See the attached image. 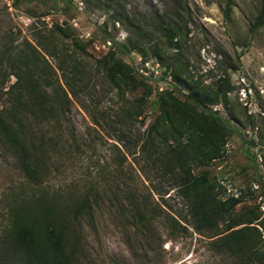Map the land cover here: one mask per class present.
<instances>
[{
  "label": "rangeland",
  "instance_id": "rangeland-1",
  "mask_svg": "<svg viewBox=\"0 0 264 264\" xmlns=\"http://www.w3.org/2000/svg\"><path fill=\"white\" fill-rule=\"evenodd\" d=\"M98 1L0 0V69L21 56L32 57L36 66L26 59L25 63L31 69L41 67V84L61 103L56 118L42 119L33 127L37 135L44 132L37 142L49 151L41 186L30 182L14 155L0 147V230L14 199L46 189L76 201L90 191L94 197L99 194V206L94 224L84 219L78 226L82 264H231L216 256L208 239L191 224L183 222L187 229L172 233L164 217L185 215L186 207L173 179L158 174L151 158L141 156L140 139L157 122L159 95L173 90L175 69L170 62L201 86L217 87L226 79L232 88L228 105L209 108L220 112L235 131L225 140L221 156L196 172L208 173L217 182L223 200H242L237 210L260 212L264 239V26L251 29L264 0H232L229 16L226 0H117L124 16L130 13L140 22L170 19L178 43L155 36L162 58L154 52V44H147L146 61L139 49L130 54L119 51L133 74L146 82L136 93L125 94L102 74L100 60L113 46L106 32L120 42L130 34L127 25L113 21L105 0ZM71 69H77V96L69 92L65 80ZM1 73L4 70L0 83ZM15 81L11 76L5 90ZM188 93L178 96L184 99ZM142 94L147 95L146 122L131 117L120 122L122 107ZM2 95L0 110H5L10 100ZM142 201L160 215L143 233L126 217ZM0 264L10 263L0 255Z\"/></svg>",
  "mask_w": 264,
  "mask_h": 264
},
{
  "label": "trees",
  "instance_id": "trees-1",
  "mask_svg": "<svg viewBox=\"0 0 264 264\" xmlns=\"http://www.w3.org/2000/svg\"><path fill=\"white\" fill-rule=\"evenodd\" d=\"M231 1L226 0L227 16ZM105 2V9L112 11L113 21L127 25L130 35L126 42H120L106 32L113 46L100 60L102 74L121 93H136L142 86H146V82L133 74L130 64L119 57V51L130 54L139 49L146 61L147 44L149 47L154 44V52L160 56L161 46L157 44L159 38H166L174 42L175 46L178 44L173 25L170 19L157 21L156 18L155 22H140L130 13L124 16L117 0ZM261 26H264V2L251 29L254 31ZM59 30L64 31L63 28ZM54 49L52 44L47 53L52 55ZM21 57L18 61H10L9 68L0 69L4 70L1 73L4 77L0 83V104L2 94L8 95L10 100V105L0 110V147L14 155L30 182L41 186L47 176L49 151L37 142L44 132L37 135L33 127L43 123L42 119L56 118L61 103L41 84V67L31 69L25 63L26 59L36 66V61L32 57ZM61 59L62 64H66L67 59L64 56ZM73 62L76 65L75 59ZM22 64H25L24 67ZM175 66L174 61L170 62L169 67L175 69L171 71L175 79L173 90L167 89L159 95L157 122L140 139L141 156L151 158L158 174L173 179L186 207L185 215L180 212L175 215L167 213L164 218L171 223L174 234L180 229H187L183 222L191 224L208 239L209 249L231 264H264V239L258 225L261 213L255 209L237 210L242 200L237 197L223 200L216 191L217 182L208 173L196 172V169L209 165L221 156L225 140L235 131L220 112L209 108L219 103L226 107L228 93L232 88L227 85L226 79L217 87L201 86L199 81L190 80L181 68ZM58 67L64 69L62 65ZM75 70L71 71L70 76L65 75V80L69 92L77 96L76 91L80 85L76 81L78 75ZM11 76H16V81L5 90ZM63 90L67 95V91ZM185 90H189L186 95L189 100L178 96V93L182 94ZM146 97L144 94L136 96L132 103L122 107L118 114L120 122L131 117L136 120L142 118L144 124L147 120ZM199 106L204 110H199ZM121 133L122 136L126 135L124 131ZM94 194L95 197L88 191L77 197L76 201H71L60 197L57 192L49 193L46 189H39L23 196V199H14L7 208L8 220L0 230L2 258L10 264H82L84 252L78 226H82L84 219L91 225L95 223L99 194ZM107 197L111 200L110 195ZM158 213L142 201L133 205L126 217L143 233L160 216Z\"/></svg>",
  "mask_w": 264,
  "mask_h": 264
}]
</instances>
